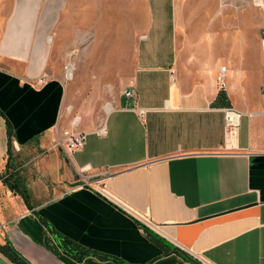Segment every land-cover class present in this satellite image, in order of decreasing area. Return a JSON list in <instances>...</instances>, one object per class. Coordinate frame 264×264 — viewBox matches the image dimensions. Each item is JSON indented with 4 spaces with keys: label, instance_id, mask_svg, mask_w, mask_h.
<instances>
[{
    "label": "crops",
    "instance_id": "1",
    "mask_svg": "<svg viewBox=\"0 0 264 264\" xmlns=\"http://www.w3.org/2000/svg\"><path fill=\"white\" fill-rule=\"evenodd\" d=\"M66 1L13 0L0 26V245L30 264H194L173 247L202 264H264L260 42L245 65L235 43H214L215 28L203 44L204 30L168 33L152 13L128 76L118 46L110 70L96 67L122 90L103 105L73 99L53 39ZM227 107L243 112L232 138ZM66 129L85 134L80 148L55 145ZM0 264L15 263L0 252Z\"/></svg>",
    "mask_w": 264,
    "mask_h": 264
},
{
    "label": "rangeland",
    "instance_id": "2",
    "mask_svg": "<svg viewBox=\"0 0 264 264\" xmlns=\"http://www.w3.org/2000/svg\"><path fill=\"white\" fill-rule=\"evenodd\" d=\"M61 13L60 23L53 36L62 50L63 67L70 62L73 75L64 80L67 94L71 98L83 97L99 100L106 104L122 88L113 75H105L102 80L96 75V67L110 70L117 57V47L123 55L122 69L130 73L133 64V49L138 39L144 36L147 18L150 15L164 17V30L168 33L181 29L194 33L204 30L199 43H208L209 29H216L214 43L224 47L234 43L237 60L242 58L246 65L247 56H254L252 45L260 42V32L264 25V0H67ZM13 0H0V26L8 14ZM151 12V13H150ZM150 14V15H149ZM160 15V16H159ZM180 18V19H179ZM228 28L235 23L236 35H224L222 23ZM157 23V22H156ZM214 25L211 26V24ZM231 24V25H230ZM222 30V31H221ZM54 31V32H55ZM96 33V34H95ZM97 35V36H95ZM51 37V40H49ZM142 40V39H141ZM52 42V36H48ZM243 46L242 50L239 46ZM96 50L89 54L90 48ZM246 61V62H245ZM64 79V78H63ZM101 80V81H100ZM121 83V80H120ZM66 108H71L67 105ZM73 115V110L71 111Z\"/></svg>",
    "mask_w": 264,
    "mask_h": 264
},
{
    "label": "built area",
    "instance_id": "3",
    "mask_svg": "<svg viewBox=\"0 0 264 264\" xmlns=\"http://www.w3.org/2000/svg\"><path fill=\"white\" fill-rule=\"evenodd\" d=\"M260 44L264 54V25L262 26L260 32ZM68 74L72 77L73 75V65L68 62L64 67V80H68ZM43 80L40 79L38 83L42 82ZM216 81L220 89H225L227 86L226 81V66L223 65L220 67L219 72L216 75ZM121 94L125 98H130L135 95V91L133 88H128L121 92ZM107 107L110 106L109 104L106 105ZM68 112H71V108H66ZM143 110H140V113H143ZM243 116V112L233 108L227 107L224 109V130L227 137L232 138L238 134V129L240 125V120ZM71 125L75 126L79 122V115L73 114L71 118ZM85 141V134L83 132H76L69 129L63 130L61 133V137L55 142L56 146L61 147L66 152H70L80 148ZM108 174V173H105ZM84 177V175H81ZM85 180V179H84ZM147 222V221H146Z\"/></svg>",
    "mask_w": 264,
    "mask_h": 264
},
{
    "label": "trees",
    "instance_id": "4",
    "mask_svg": "<svg viewBox=\"0 0 264 264\" xmlns=\"http://www.w3.org/2000/svg\"><path fill=\"white\" fill-rule=\"evenodd\" d=\"M1 112V111H0ZM6 183L8 184V186L15 190V191H19L18 187L14 186V184H12L9 180V178H6ZM25 197V196H24ZM26 199V197H25ZM57 240L59 241V243L64 247L68 249V240L59 237L58 235H56ZM153 238L157 241V242H161L162 239L160 237H156L153 236ZM0 252L2 254H4L6 257H8L13 263L15 264H30L20 253H18L8 242L0 245ZM177 253H179L180 255H182L185 259H187V257H185L183 255V253L179 252V251H175ZM188 260V259H187Z\"/></svg>",
    "mask_w": 264,
    "mask_h": 264
},
{
    "label": "water",
    "instance_id": "5",
    "mask_svg": "<svg viewBox=\"0 0 264 264\" xmlns=\"http://www.w3.org/2000/svg\"><path fill=\"white\" fill-rule=\"evenodd\" d=\"M172 251H179V252L183 253V255H184L185 257H187V259H188L189 261H191L192 263H194V264H202L199 260L195 259L194 257L190 256L189 254H187V253H185L184 251L180 250L178 247H173V248H172ZM18 253H19V252H18ZM72 255L75 256L76 253H75V254H72Z\"/></svg>",
    "mask_w": 264,
    "mask_h": 264
},
{
    "label": "bare ground",
    "instance_id": "6",
    "mask_svg": "<svg viewBox=\"0 0 264 264\" xmlns=\"http://www.w3.org/2000/svg\"><path fill=\"white\" fill-rule=\"evenodd\" d=\"M67 78L69 79V78H71V76L68 74Z\"/></svg>",
    "mask_w": 264,
    "mask_h": 264
}]
</instances>
